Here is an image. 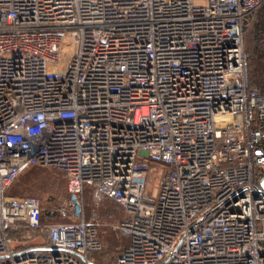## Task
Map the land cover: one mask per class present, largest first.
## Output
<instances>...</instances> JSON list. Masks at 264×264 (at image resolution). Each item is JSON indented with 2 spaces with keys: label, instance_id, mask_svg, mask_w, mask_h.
<instances>
[{
  "label": "built area",
  "instance_id": "2783aa9c",
  "mask_svg": "<svg viewBox=\"0 0 264 264\" xmlns=\"http://www.w3.org/2000/svg\"><path fill=\"white\" fill-rule=\"evenodd\" d=\"M263 4L0 0V264H264V95L244 41ZM34 166L67 177L59 206L9 195ZM87 188L124 211L115 260L93 255Z\"/></svg>",
  "mask_w": 264,
  "mask_h": 264
},
{
  "label": "rangeland",
  "instance_id": "374dc122",
  "mask_svg": "<svg viewBox=\"0 0 264 264\" xmlns=\"http://www.w3.org/2000/svg\"><path fill=\"white\" fill-rule=\"evenodd\" d=\"M150 177L147 183V190L156 193L158 191L161 174L153 169L150 172ZM67 188L68 180L61 170L53 166H34L25 170L18 177L10 187L9 193L36 196L42 201L44 210H48V208L59 206L65 200L68 192ZM91 195L89 193L86 199V215L89 217L93 210L98 212L100 220L98 229L110 240L112 224L120 220L124 216V213L120 206L114 204L115 202L113 203L109 199H105L106 202L104 200L97 206Z\"/></svg>",
  "mask_w": 264,
  "mask_h": 264
},
{
  "label": "trees",
  "instance_id": "16d2710c",
  "mask_svg": "<svg viewBox=\"0 0 264 264\" xmlns=\"http://www.w3.org/2000/svg\"><path fill=\"white\" fill-rule=\"evenodd\" d=\"M244 41H245V50L249 55L248 69H247L249 84L250 86L257 87L260 90V92L264 95V4L257 10L252 25L249 27V30H247L245 33ZM151 164L152 166L157 165L156 162H151ZM89 193L92 194L91 189L89 188L85 189L84 192L85 207H86V199ZM9 195L28 196V195H18L13 193H9ZM114 202L115 201H113V203ZM114 204L117 203L115 202ZM108 211L109 213L112 214L110 210ZM52 220L60 221L61 219L59 217H55ZM98 236L103 243V249L100 252H95L93 255L100 262H104L105 260H109V261L115 260L119 255H121V253L129 243V239L127 236L122 235L114 230L112 231L110 230L111 241L107 239L106 235H104V233H101L100 230H98Z\"/></svg>",
  "mask_w": 264,
  "mask_h": 264
},
{
  "label": "water",
  "instance_id": "95a60500",
  "mask_svg": "<svg viewBox=\"0 0 264 264\" xmlns=\"http://www.w3.org/2000/svg\"><path fill=\"white\" fill-rule=\"evenodd\" d=\"M261 186H262V188L264 189V178L261 180Z\"/></svg>",
  "mask_w": 264,
  "mask_h": 264
}]
</instances>
